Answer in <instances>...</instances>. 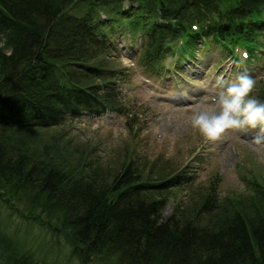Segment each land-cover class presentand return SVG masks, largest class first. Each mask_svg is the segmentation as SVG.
Segmentation results:
<instances>
[{"label":"trees","instance_id":"1","mask_svg":"<svg viewBox=\"0 0 264 264\" xmlns=\"http://www.w3.org/2000/svg\"><path fill=\"white\" fill-rule=\"evenodd\" d=\"M263 14L264 0H0V264H264V212L224 211L215 180L192 186L187 168L143 177L132 155L113 177L80 176L14 140L82 111L131 114L115 83L125 72L105 62L115 35H143L149 69L162 72L179 36L193 37L186 59L204 37L255 39ZM181 186L195 203L164 217Z\"/></svg>","mask_w":264,"mask_h":264},{"label":"rangeland","instance_id":"2","mask_svg":"<svg viewBox=\"0 0 264 264\" xmlns=\"http://www.w3.org/2000/svg\"><path fill=\"white\" fill-rule=\"evenodd\" d=\"M0 51L10 52L3 38H0ZM205 59L206 55L202 54L193 63L201 66ZM105 62L117 69L123 65L128 75L129 67L134 69L129 81L124 82L127 81L126 93L134 105L131 114L136 117L113 123L110 116L82 115L61 126L20 131L14 140L25 145L35 157L80 176L94 169L113 177L131 155L135 160L140 157L145 166L143 177L155 178L159 172L168 177L187 167L186 171L193 169L197 177L192 186L205 187L210 181L217 182L224 211L229 207L235 211L264 212V144L253 143L256 131H231L215 143H206L190 125L194 111L213 106L202 100L213 97L214 89L209 88V93L205 89L212 87L208 79L210 68L195 77L202 81L188 77L190 86H175L164 78L159 84L147 78L148 83L137 89L144 75L133 61L116 53L111 58L105 57ZM252 181L262 187L261 193L259 189L253 191ZM168 196L164 217L176 213L179 206L193 205L197 199L187 186L171 190Z\"/></svg>","mask_w":264,"mask_h":264},{"label":"clouds","instance_id":"3","mask_svg":"<svg viewBox=\"0 0 264 264\" xmlns=\"http://www.w3.org/2000/svg\"><path fill=\"white\" fill-rule=\"evenodd\" d=\"M247 58V53L244 54ZM214 87L221 89L213 106L199 108L190 116L191 127L206 143H215L231 131H256L255 145L264 144V102L252 96L255 80L241 74L235 81L218 77Z\"/></svg>","mask_w":264,"mask_h":264}]
</instances>
